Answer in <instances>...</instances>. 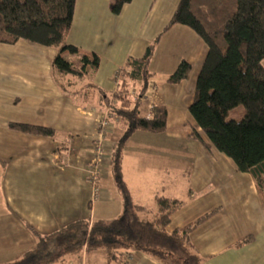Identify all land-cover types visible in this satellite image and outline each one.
<instances>
[{
  "label": "crops",
  "instance_id": "obj_1",
  "mask_svg": "<svg viewBox=\"0 0 264 264\" xmlns=\"http://www.w3.org/2000/svg\"><path fill=\"white\" fill-rule=\"evenodd\" d=\"M179 1L132 0L126 13L124 6L115 14L114 0H76L68 43L76 45L79 54L99 55L100 63L83 78L71 77L69 92L54 75L57 48L25 39L0 43V254L16 257L35 244L28 224L49 233L75 220L92 222L121 214L123 200L117 193L113 196L118 188L110 157L114 130L101 141L103 151L97 154L99 122L116 89V71L129 57L142 56L162 33L149 66L157 88L148 93L141 109L147 114L152 104H164L167 126L161 133L137 130L126 143L123 172L132 197L148 207L155 206L157 194L187 200L172 214L168 231L217 209L191 234L203 264H264V203L255 178L212 145L189 110L208 46L189 26L175 24L163 31ZM183 59L192 66L189 76L167 82L166 76ZM104 62L107 73L101 72ZM10 122L52 127L55 134L13 129ZM194 128L210 150L191 135ZM133 140L136 147L150 141V147L136 152L130 162ZM93 170L96 180L91 179ZM115 197L114 209L107 210ZM248 236L254 240L243 242ZM63 264L163 263L140 251L109 262L97 249Z\"/></svg>",
  "mask_w": 264,
  "mask_h": 264
},
{
  "label": "trees",
  "instance_id": "obj_2",
  "mask_svg": "<svg viewBox=\"0 0 264 264\" xmlns=\"http://www.w3.org/2000/svg\"><path fill=\"white\" fill-rule=\"evenodd\" d=\"M130 2L116 0L112 9L120 13ZM75 3L76 0H0V43L15 44L25 39L59 48L53 70L65 91L71 77L83 78L90 67L100 63L99 55H81L76 45L65 42L73 24ZM175 24L192 28L208 46L190 113L212 145L255 178L264 203V0H180L163 31ZM161 34L142 56L129 57L118 69V85L106 106L115 128L110 157L114 181L123 198L121 214L92 222L75 220L49 233H40L28 224L36 237L35 244L6 264H63L70 257L97 249L105 252L109 262L120 260L124 253L140 251L163 264H203L191 234L217 209L168 231L172 214L187 200L157 194L154 207L136 203L124 178V150L130 136L137 130L166 131L168 112L164 104H152L147 114L141 109L152 90L155 74L149 66ZM64 51L72 57L66 58ZM191 68L183 59L165 80L179 83L189 76ZM240 104L245 107L242 116L231 117L230 112ZM9 127L55 134L54 128L43 125L10 122ZM191 135L211 149L195 128ZM253 240L248 236L243 242Z\"/></svg>",
  "mask_w": 264,
  "mask_h": 264
},
{
  "label": "rangeland",
  "instance_id": "obj_3",
  "mask_svg": "<svg viewBox=\"0 0 264 264\" xmlns=\"http://www.w3.org/2000/svg\"><path fill=\"white\" fill-rule=\"evenodd\" d=\"M116 0H114V2H115ZM146 1L147 0H141V2L142 3H146ZM129 4V3H128ZM128 4H126L125 6H127ZM124 8V7H123ZM122 8V9H123ZM131 8V7H130ZM130 8H128V6L125 8V13H126V11H127V9H130ZM122 11V10H121ZM112 12L113 13H115L114 11H113V9H112ZM115 14H119V13H115ZM113 24V23H112ZM68 36H67V38H66V41L65 42H67L68 43ZM82 41L83 42H85V43H87L88 42V40L87 39H82ZM58 50H59V48H57ZM17 52V51H16ZM66 51H64V56L66 57V58H68V59H70L71 57H72V55H71V53L69 52V51H67L68 52V54L67 53H65ZM81 55H83L84 53H80ZM87 54H90V56H93V52H88ZM107 66H108V62H104L103 63V68H102V71L101 72H104V73H107ZM111 77H112V75H111ZM107 82V81H106ZM116 83H117V77H116V81H115ZM112 84V83H111ZM75 85V84H74ZM73 85V86H74ZM87 88H85V90H86ZM108 91V90H107ZM82 92H80L79 94H81ZM77 96H78V94H77ZM79 97H82V96H79ZM112 97V96H111ZM109 101H110V99H109ZM245 110V107L242 105V104H240V105H238L237 106V108H235V109H233L231 112H230V116L232 117H236V118H238V117H240V116H242V113H243V111ZM145 111H146V108H144V109H142V112L143 113H145ZM101 117V116H100ZM99 117V118H100ZM114 130V132H115V128H114V125H113V128H112V130H110V132H112ZM108 135V134H107ZM107 135H106V138H107ZM135 142V143H134ZM137 143V141L136 140H133V141H131L130 142V145H129V155H130V157H129V161L130 162H133L134 161V158H135V156H136V152H140V150L142 149V148H146V149H148L150 146V141H148L145 145H143L142 147H140V146H138V147H136L135 146V144ZM143 151V150H142ZM132 165H133V163H132ZM131 169V168H130ZM130 176H131V178H134V175L131 173L130 174ZM113 183H115V182H113ZM116 189V188H115ZM118 189V188H117ZM115 190L116 192L114 193L113 192V196H116V193H117V197H119V198H122V195H121V193H120V191L119 190ZM118 199V198H117ZM122 200H123V198H122ZM115 203H116V197H115V202H112L111 204H109V205H107L106 206V209L108 210H113L114 209V206H115ZM105 205V204H104ZM103 208H105V207H103ZM115 217H117V216H114L113 215V217L111 216V217H109V219L111 218V219H113V218H115ZM98 218V217H97ZM24 253V252H23ZM22 253V254H23ZM21 256V254L20 255H17L16 257H14L13 255H11V254H8V253H1L0 254V264H6V263H9V262H12V261H14V260H16V259H18L19 257Z\"/></svg>",
  "mask_w": 264,
  "mask_h": 264
},
{
  "label": "built area",
  "instance_id": "obj_4",
  "mask_svg": "<svg viewBox=\"0 0 264 264\" xmlns=\"http://www.w3.org/2000/svg\"><path fill=\"white\" fill-rule=\"evenodd\" d=\"M117 75H118V71H116L115 73V78L117 77ZM117 85H118V82L116 83V88H117ZM150 87L152 90L157 88V86L152 83ZM133 92L135 93V89L133 90ZM117 119H119V117ZM113 125H114V122L111 119H109V112L108 110H106L101 118V121L99 122V127H98L99 142L96 144L97 154H100L103 151L101 141L104 138H106V135L110 132V130H112ZM90 174H91V179L96 180L97 174H98L97 170H93Z\"/></svg>",
  "mask_w": 264,
  "mask_h": 264
}]
</instances>
